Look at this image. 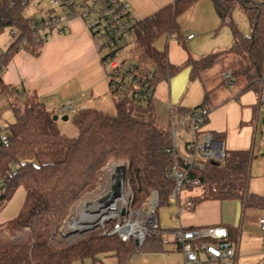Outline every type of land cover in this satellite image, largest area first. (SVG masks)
Instances as JSON below:
<instances>
[{
	"label": "trees",
	"instance_id": "1",
	"mask_svg": "<svg viewBox=\"0 0 264 264\" xmlns=\"http://www.w3.org/2000/svg\"><path fill=\"white\" fill-rule=\"evenodd\" d=\"M29 1L0 0V30L10 28L14 37L0 53V95L7 96L14 116L13 122L4 126L7 139L0 142V208L19 186L25 189L22 208L10 220L18 231L13 239L0 243V264H73L84 258L96 262L101 257H114L117 264H127L137 248L133 239L124 241L96 228L63 238L59 228L71 216L75 204L95 189L101 169L111 161L125 162L132 207H139L154 191L159 204L168 203L174 185L168 176L172 156L166 151L170 145L168 128L160 127L155 119V84L188 67L189 80H200L204 88L202 103L195 106L207 105L212 89L204 87L202 73L220 63L230 70V81L222 77L224 83L231 84L235 76L242 75L246 82L241 89H252L257 94L264 73V0H211L221 23L229 26L233 42L227 48L200 56L188 52L177 21L198 0H172L143 18H135L128 58L135 60L134 66L152 72L145 96L131 98L129 85L124 91L119 87L112 89L106 72L115 111L93 106L77 108L71 117L77 129L73 137L60 131L57 119L52 118L53 111L34 93L5 82L1 76L19 48L37 54L44 42L36 24L39 18L23 14ZM235 6L247 14L248 34L242 33L230 18ZM163 34L174 35L185 49L182 62H170L167 50L155 46V40ZM185 109L188 108H177L175 113ZM214 135L223 137L222 133ZM60 147H64L60 158L41 159L44 151L53 152ZM251 158L250 149H224L221 160L206 158L193 165L188 173L200 178L201 191L187 195L185 201L192 207L204 199H239L245 208L264 207V197L248 188ZM56 233L59 237L53 244ZM159 237L146 236L141 245L156 247Z\"/></svg>",
	"mask_w": 264,
	"mask_h": 264
},
{
	"label": "built area",
	"instance_id": "2",
	"mask_svg": "<svg viewBox=\"0 0 264 264\" xmlns=\"http://www.w3.org/2000/svg\"><path fill=\"white\" fill-rule=\"evenodd\" d=\"M51 1L66 3L70 7L67 17L76 16L85 21L105 74L107 72L109 86L112 89L119 87L124 91L129 85L131 98L145 96L152 72L134 66L135 60L128 58L129 56H119V50L126 48L135 34V18L131 15L129 3L126 0H92L90 5L80 6L73 0ZM91 16L93 17L90 18ZM63 19V15L39 18L36 22L40 26L39 38L45 40L51 34L52 26L59 32L63 31L65 28ZM192 36L193 33L187 35L188 38ZM103 49L108 51L102 54ZM223 77L230 81L229 69L223 72ZM256 95L258 106L264 107V73L260 76L259 91ZM0 98L8 104L6 95H0ZM167 107L170 145L166 151L172 156L168 176L174 184L168 202L177 204V213L180 215L181 190L201 184L199 177L189 175V169L200 162L199 157L210 159L223 157L224 148L223 141L205 128L209 106L191 107L180 110L178 114L175 113L177 108L170 101H167ZM57 109L64 112L73 110L74 107L70 100H66ZM2 128L0 126V130ZM6 139L7 134L0 132V142ZM117 164H113L112 172H115ZM124 181L125 175L119 179L116 196L110 197V189L98 202L89 205H92L90 211L82 209L83 213L90 216L87 221L79 220L73 211L59 231L67 235L93 227L100 229L101 233L116 235L124 241L133 239L139 247L147 234L160 235L162 229L155 214L158 207L157 193L152 192L144 203L134 208L131 206V192L123 190ZM185 205L190 206V202L185 201ZM256 223L259 229L264 231V214L256 218ZM62 228L65 229L64 232L61 231ZM171 232L182 254V264H236L237 248L229 236V230L223 225L183 227L179 224Z\"/></svg>",
	"mask_w": 264,
	"mask_h": 264
},
{
	"label": "crops",
	"instance_id": "3",
	"mask_svg": "<svg viewBox=\"0 0 264 264\" xmlns=\"http://www.w3.org/2000/svg\"><path fill=\"white\" fill-rule=\"evenodd\" d=\"M126 1L129 3L131 15L138 19L153 13L156 9L172 0ZM198 2L191 7V11L197 8ZM202 4L206 8V4ZM188 11L189 15L187 17L192 19L193 16L190 9ZM192 12L194 13V10ZM64 26V30L60 32L56 29L51 30V34L44 40L37 54H32L24 48H19L2 70L1 76L5 82L21 90L34 93L36 98L51 111L57 109L61 101L70 100L72 103V99L74 100L72 106H75V108L97 107L95 106L97 97L100 98L101 94L111 95L109 93L108 79L100 62L91 33L85 21L80 17H69L64 22ZM194 28L196 29L197 27L194 26ZM189 33L192 32L190 30L187 31L185 39L191 41L195 34L193 33V36L188 38L187 35ZM170 43L179 51V54H177L176 59H169L168 57V60L172 63L182 62L186 57L185 49L183 47V49H180V44L176 40H172ZM166 50L168 56L170 49L166 48ZM186 68L189 70L188 67ZM216 86L210 88L212 91L210 102L207 106L213 108L212 111H209L205 128L214 133L223 134L222 139H220L223 141L224 149H250L253 158L257 107H259L257 99L255 103L247 100L245 102L248 103L239 104V94H237L238 96H230L225 92L220 94L221 92ZM242 91L245 90L241 89L240 92ZM169 98L168 101H170ZM175 107L191 108L180 105ZM257 153L259 154V159L254 160L251 158L249 171L254 174L248 181V188L264 197V165H262L264 163V152L259 148ZM205 200L214 202L209 204L210 211L207 209L205 213H201L197 210L188 224H182L179 216V220L174 227L179 224L183 227L208 224L223 225L229 230V236L236 245V263L239 258L240 247H245L244 260L257 261L261 255L264 256V238L260 239L259 236L251 232L252 226H258L256 218L264 214V211L247 210L239 199H204L196 205H199L200 208ZM231 228L235 229L233 235L231 234ZM170 234L164 240L160 236V244L156 245V247L147 248L162 249L163 242L172 239ZM174 248L180 252L177 244ZM115 261L114 257H103L102 259L100 258L99 262L102 264H117V261ZM92 263L97 264L93 260Z\"/></svg>",
	"mask_w": 264,
	"mask_h": 264
},
{
	"label": "rangeland",
	"instance_id": "4",
	"mask_svg": "<svg viewBox=\"0 0 264 264\" xmlns=\"http://www.w3.org/2000/svg\"><path fill=\"white\" fill-rule=\"evenodd\" d=\"M75 4L82 5H90L92 0H73ZM200 1V2H198ZM199 3L197 8H194V13L191 11L192 19H189L187 16L189 15V11H186L177 17V21L180 25V34H182V41L185 43V46L188 52L193 56H200L217 49H224L229 47L233 42V37L231 30L228 25L221 23L218 14L216 13L214 6L211 0H198ZM202 3L206 4V8ZM81 9V8H79ZM70 7L66 3L61 2H53L51 0H30L27 4H25L23 8V14L27 17L34 18H47L53 15H63V22H66L69 17H67V13L69 12ZM210 13V15H209ZM93 14V13H92ZM195 15V16H194ZM91 16L90 18H92ZM194 18V20H193ZM230 18L234 21L237 28L245 34H248L250 31V24L245 11L239 6H235L230 12ZM194 26L197 28L195 29ZM52 30L56 29L55 26L51 27ZM191 31L194 33V37L191 41L185 39V35L187 31ZM14 37L10 35V28H4L0 30V53L5 51L12 42ZM176 40L175 36L167 37L165 34L159 36L155 40V46L159 49H170V53H168L169 59L177 58V54H179L178 50L170 43V41ZM177 41V40H176ZM180 44V43H179ZM180 49L182 45H180ZM108 50L103 49L101 51L102 54L106 53ZM119 56H129L128 54V46L126 48H122L119 50ZM224 64H215L207 69H205L202 73V79L204 82V87L206 89H210L212 86H216L219 88L218 90L222 94L223 92L227 93L230 96H234L239 94L238 101L240 103H248L245 102L250 100V102H254L257 99V95L254 90L247 89L245 91L240 92L241 87L245 84L246 79L242 75H237L234 77L233 82L231 84H226L222 80V73L225 70ZM233 69H236L235 66H232ZM102 70V68H101ZM104 74V72L102 71ZM221 74V75H220ZM105 76V74H104ZM106 88V87H105ZM240 92V93H239ZM238 96V95H237ZM168 97L171 104L173 106H187L193 107L196 104L202 103L203 100V87L198 79H188V70L187 68L181 69L179 72L173 74L168 79L159 80L154 87L153 93V103L155 109V119L157 124L166 129L168 128L169 122V111L167 107ZM96 105L98 108L105 110L107 112H114V104L111 96L100 95V98H96ZM72 103L74 100L72 99ZM61 101L57 108L64 103ZM96 107V108H97ZM79 108V107H78ZM213 107H210V111H212ZM75 108L73 110H67L64 112H60L58 109L53 110V114L58 116L57 123L59 129L66 136L73 137L77 134V129L73 125L71 121L72 115L75 113ZM257 118H256V128H255V150L254 156L252 159H259V154L257 150L260 148L262 152H264V107H257ZM62 115H67V119H62ZM14 116L12 110L8 107L7 102L1 101L0 98V126L3 127L0 132L6 133L7 131L4 129V126L8 123L13 122ZM238 121V120H237ZM59 150L53 152H43L41 154L42 160H54L60 158L64 153V147L58 148ZM200 162L206 161V158L199 157ZM222 157H217V160H221ZM118 163L125 165L123 161H111L107 163L100 172L98 182L96 184L95 189L89 194L85 195L80 201H78L73 211H75V216L81 221H87L90 216L88 214L83 213L82 209L86 211H90L92 209V203H96L99 199L103 198L106 193L111 189V180L114 174L113 164ZM264 165V163H262ZM254 173L249 171L248 181L251 179ZM124 192H129V188L124 181L123 184ZM201 191V187L192 186L189 188H183L181 190V203H182V213L178 215L177 213V204L176 203H158V207L156 209V217L159 223L162 232L160 234L161 238L164 240L169 233L172 235V239L165 240L163 242L162 249L157 250L153 248H147L146 246H138L136 245V250L129 256L127 264H182V255L176 250V244L174 242V237L171 232V228L175 226L177 221L179 220V216L181 218L182 224H188L192 219L195 212L200 211L201 213H205L207 209L210 211V203L211 200H205L202 206L193 204L192 207L185 205V195L195 194ZM25 199V189L21 185L19 186L15 192L12 194L11 198L0 208V243H3L7 240L13 239V235L17 233L18 230L14 226L10 224V220L17 216L20 212L23 202ZM194 207V209H192ZM245 209H254L259 211H264L262 207H246ZM244 215V214H243ZM164 229H163V228ZM175 228V227H174ZM19 229V228H17ZM95 229V228H90ZM85 229V230H90ZM98 229V228H97ZM65 231L64 228L61 230ZM251 232L255 235L259 236L260 239L264 238V231H261L258 226H252ZM78 233H71L65 235L63 238H71L73 236H77ZM19 235V234H17ZM21 235V234H20ZM151 234H147L149 236ZM58 233L53 236L52 243H56V239H58ZM65 241V240H64ZM60 245V243H57ZM171 250V251H167ZM249 250V249H248ZM245 252V247H240L239 249V258L236 264H264V256H260L257 261H247L243 259ZM103 257H101L102 259ZM108 258V257H107ZM98 259L97 264H102ZM116 262V261H115ZM74 264H93L91 258H84L82 260H76Z\"/></svg>",
	"mask_w": 264,
	"mask_h": 264
},
{
	"label": "water",
	"instance_id": "5",
	"mask_svg": "<svg viewBox=\"0 0 264 264\" xmlns=\"http://www.w3.org/2000/svg\"><path fill=\"white\" fill-rule=\"evenodd\" d=\"M52 118L56 120L58 116L56 114L52 115ZM62 119H67V115H62ZM125 175V165L117 164L115 166V172L112 176L113 182L111 185V192L109 193L110 197L116 196L118 194V187H119V179L122 178ZM136 244V242H135Z\"/></svg>",
	"mask_w": 264,
	"mask_h": 264
}]
</instances>
